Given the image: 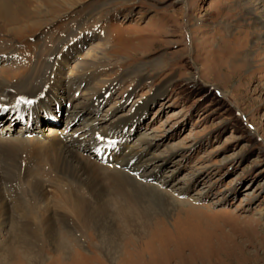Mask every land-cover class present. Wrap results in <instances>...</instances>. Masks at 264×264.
<instances>
[{"label": "rangeland", "instance_id": "1", "mask_svg": "<svg viewBox=\"0 0 264 264\" xmlns=\"http://www.w3.org/2000/svg\"><path fill=\"white\" fill-rule=\"evenodd\" d=\"M76 1L74 8H67V15L58 18L47 14L43 1L33 0L39 25L32 27V21L26 20L19 32H9L10 37L0 33V48L9 51L7 61H0V80L17 85L30 75L32 89L42 81L44 90L56 85L60 110L38 108L40 130L48 128L56 137L65 129L68 117L63 113L71 95L112 85L100 105L98 118L108 116L100 125L124 127L117 129L124 140L122 150H141L148 143L146 157L155 160L142 171L176 204L155 209L144 228H126L119 236L113 217L97 210L88 216L86 228H65L56 218L57 231L71 244L67 251L45 244L34 251L32 263L22 250L13 248L12 259L0 264H264V55L254 61V43L264 54V30L254 24L253 15L240 10L245 2ZM109 2L112 10L98 14L96 7ZM260 2L249 1L257 8ZM62 3L69 7L66 0ZM90 11L87 23L77 24L80 13ZM218 13L221 18L216 20ZM217 27L225 41L238 31L247 38L242 52L249 63L238 71H230L229 61L225 69L222 65ZM93 31L96 35L100 31V37L91 38ZM138 32L141 37L126 41ZM253 34L257 35L254 40ZM64 36L67 39L59 46L57 40ZM82 37L89 39L76 46ZM101 44L103 48L97 49ZM50 48L57 51L50 53ZM215 49L218 54L212 52ZM42 56L49 60L48 69L39 64ZM0 104L7 105L2 98ZM8 111H0V131L9 124L1 135L13 139L18 129L23 134L29 128L38 130L33 125L23 129V121L11 124ZM92 111L86 108L71 130ZM0 154V194L14 200L5 192L8 176L25 171L29 160L22 150L2 147ZM41 198L38 206L44 208L50 199ZM181 201L186 207L179 205ZM7 240L9 234L0 232L1 244ZM93 255L98 258L94 262L90 261Z\"/></svg>", "mask_w": 264, "mask_h": 264}, {"label": "bare ground", "instance_id": "2", "mask_svg": "<svg viewBox=\"0 0 264 264\" xmlns=\"http://www.w3.org/2000/svg\"><path fill=\"white\" fill-rule=\"evenodd\" d=\"M40 1L45 3V10L48 15L58 18L68 14L69 11L67 8H74L78 4L76 0H66L69 5V7H67L63 6V0L62 2L60 0ZM242 1L245 2V8H241L240 10H244L248 14L253 15L255 17L254 24L259 29L264 30V0H261L258 8V4L253 5L249 3L251 0ZM52 2L54 4H52ZM35 5L36 3H34L33 0H0V33L7 34L9 32L11 33V31L14 33L19 32V27H25L24 24H26V20L32 21V27L38 26L39 21L36 22V16L38 17L39 14L33 12V10L37 11V5ZM112 5L113 4L110 2L105 3L99 6V8L96 7L95 10H99L97 12L98 14H104L103 11L106 10V12H110L112 10ZM122 5L125 4L122 3ZM247 5L249 6L246 7ZM258 9H261L259 14H257ZM236 11L238 10H235V12ZM90 13L91 11L88 13L81 12L80 17L76 19L77 24H83L84 26L87 23L85 21L89 18L88 14ZM219 18H221V15L218 13L214 19L217 20ZM31 26L26 27L28 28ZM217 29L219 32L216 33L218 37L215 39L219 42L218 49L220 58L222 59V65L225 69L224 64L229 61V63L231 62L228 67L230 71H238L244 64L249 63L247 53L242 52V48L246 45L247 38L246 36H242L241 31H238L232 34L230 40L225 41L222 39V36L221 38L219 36L220 27H217ZM10 33L6 36L10 37ZM73 33L74 31L72 30L69 35L67 34V38ZM95 35L96 32L93 31L91 33V38H95ZM96 36L100 37V31ZM128 37L126 41L129 42L130 38L133 40L134 38L141 37V32H138L137 36L135 35L132 37L128 35ZM255 37H257V35L253 34L251 39L254 40ZM210 38L212 39V37ZM66 39L65 36L63 38L59 37L57 44L60 46ZM88 39L89 38L86 37L77 39L76 46H78L81 41L84 43ZM103 45L104 44L98 45L97 49H99V47L103 48ZM254 48L255 61L259 55L264 54L257 50L255 43ZM5 49L7 50V48L4 47L0 48V52H2V54H0V61L3 62H6L8 59L9 51L5 52ZM48 51L51 53L57 50L56 48H50ZM214 51H216L217 54L219 53L216 49L212 52ZM42 57L43 60L39 63L40 65H44L49 61L46 62L44 60L46 58H44V56ZM239 57H242L240 61L241 64L234 65L236 64L234 61H237ZM48 67H50V65L45 64V69H48ZM34 71L35 70L31 72L32 75ZM85 74L86 73H84V75ZM18 75L20 74L18 73ZM29 76H25V79L17 85L4 84L2 83V79L0 80V98H2L3 103L7 104L5 107L0 104V108H7L9 110V122L12 124V122L23 121L26 123L22 125L24 126L22 127L23 129L28 125H33L38 129L35 132L40 133L36 134L29 128L28 132L25 131V134H23L22 130L18 129V134H16L13 139L0 134V148L5 147L18 151L22 150L29 160V166H25L27 167L25 171L19 173L12 172L11 175L8 176L9 179L7 178L9 186H7L5 192H7L8 195H13L14 200L11 198V200H8L2 197L4 192L0 194V232L6 231L9 234V240H7L8 242L6 244H1L0 242V250H6V253L0 251L2 253L0 254V262L3 263L5 262L4 260L12 259L14 256L12 253L13 248L22 250L25 259L32 263H34L36 255L34 251L44 247L45 244L54 246L56 249H62V251L66 249L65 251H67V248L70 247L71 244L66 237H62L57 231L55 226L56 218L65 228H78L79 225L86 228L88 225V216L97 210V212L101 215L103 214L104 217L110 215L113 217V221L116 223V230L119 233L117 235L119 236L121 231H124L126 228H144V222L149 218L152 211L155 212V209L164 210L170 204L171 206L173 203L176 204L172 197L166 196L162 192L163 190L149 179L150 174H146V172L142 171L155 160V158L146 157V149L149 147L148 143L145 144L144 142L145 145L141 150L131 151L130 149L127 150V148L122 150V148H124L122 147L124 145V140L117 129L121 128V130H123L124 127H122V125L117 127L114 125H100L103 121H106L108 117L105 115L104 118H98L100 105L108 94V91L111 90L110 88L112 85L100 91L88 89L85 95L83 93L80 94V92L71 95L65 106V113H63L68 117L65 129L62 130L60 135L57 134L59 137H56V135L53 136V133L48 128L40 130L39 126L41 121L38 108L45 105L48 106V108L51 107L53 111L60 110L61 107L58 105L56 99L58 88H55L54 86L56 85L53 84L50 88L44 90L46 83L42 81L37 83L36 89L35 87L32 89V85L28 82ZM14 77L17 79L16 76ZM20 98L31 100L32 103L16 104L17 99ZM80 98L82 101H80ZM86 108H90L93 111L90 115L83 118V122L80 123L78 127L71 130V124L78 120ZM6 129H9V124L2 130ZM2 130L0 133H3ZM112 147H115V149L109 154V149ZM17 160L20 159L17 158ZM25 162V164L28 165L27 161ZM153 172H151V174H153ZM30 174H34L33 178L36 179L32 178L28 180ZM2 189L0 176V192ZM42 191L51 194L49 202L47 201L49 199L46 198L47 196L43 194ZM17 193L22 197L16 198ZM32 193H34V196H32ZM36 193L39 194L36 195ZM104 196H109V198L103 200ZM41 197L48 202L44 208L38 206L39 201L42 199ZM180 204L186 207L185 202L181 201L179 202V205ZM45 211L46 213H53H48L45 216ZM68 214L72 215L73 219L69 217ZM126 231L127 230H125V232ZM90 259L88 260L94 262L98 258L96 255H93ZM18 260H20V258H18Z\"/></svg>", "mask_w": 264, "mask_h": 264}, {"label": "snow or ice", "instance_id": "3", "mask_svg": "<svg viewBox=\"0 0 264 264\" xmlns=\"http://www.w3.org/2000/svg\"><path fill=\"white\" fill-rule=\"evenodd\" d=\"M22 103L31 104L32 101L31 100H24L23 98L17 99L16 104H22ZM0 111H7V109H0Z\"/></svg>", "mask_w": 264, "mask_h": 264}]
</instances>
